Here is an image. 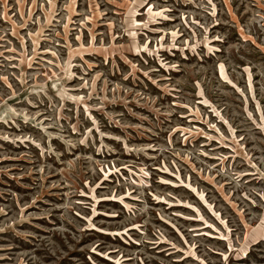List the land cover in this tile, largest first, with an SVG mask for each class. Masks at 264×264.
I'll use <instances>...</instances> for the list:
<instances>
[{
    "label": "rangeland",
    "instance_id": "rangeland-1",
    "mask_svg": "<svg viewBox=\"0 0 264 264\" xmlns=\"http://www.w3.org/2000/svg\"><path fill=\"white\" fill-rule=\"evenodd\" d=\"M0 264H264V0H0Z\"/></svg>",
    "mask_w": 264,
    "mask_h": 264
}]
</instances>
